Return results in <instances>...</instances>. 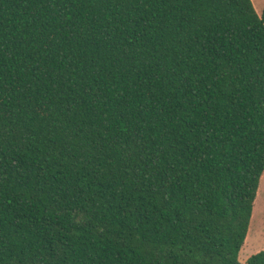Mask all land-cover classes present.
Returning a JSON list of instances; mask_svg holds the SVG:
<instances>
[{"label": "trees", "instance_id": "obj_1", "mask_svg": "<svg viewBox=\"0 0 264 264\" xmlns=\"http://www.w3.org/2000/svg\"><path fill=\"white\" fill-rule=\"evenodd\" d=\"M263 175L252 0H0V264H264Z\"/></svg>", "mask_w": 264, "mask_h": 264}, {"label": "rangeland", "instance_id": "obj_2", "mask_svg": "<svg viewBox=\"0 0 264 264\" xmlns=\"http://www.w3.org/2000/svg\"><path fill=\"white\" fill-rule=\"evenodd\" d=\"M262 200H264V177L262 178L259 195L255 203V210L252 219V239H250L248 243H245L239 255V259L242 263H246L250 257L257 254V251L260 249V251H262V247H264V208H262ZM257 242H261V244L257 245Z\"/></svg>", "mask_w": 264, "mask_h": 264}, {"label": "crops", "instance_id": "obj_3", "mask_svg": "<svg viewBox=\"0 0 264 264\" xmlns=\"http://www.w3.org/2000/svg\"><path fill=\"white\" fill-rule=\"evenodd\" d=\"M253 1V4H254V6H255V8H256V10H257V12H258V14H262V12H263V10H264V0H252ZM263 177H264V175H263ZM262 177V178H263ZM262 181V180H261ZM261 185V184H260ZM259 190H260V188H259ZM258 195H259V192H258ZM258 198V197H257ZM255 210V209H254ZM254 215V214H253ZM251 227H250V231H249V234H248V237H247V241H246V243H248L249 241H250V239H252V237H251V235H252V232H253V224H252V222H251ZM257 245H258V242H257ZM262 249L264 250V247H262ZM261 250V249H260ZM260 250L259 251H257V252H260Z\"/></svg>", "mask_w": 264, "mask_h": 264}, {"label": "snow or ice", "instance_id": "obj_4", "mask_svg": "<svg viewBox=\"0 0 264 264\" xmlns=\"http://www.w3.org/2000/svg\"><path fill=\"white\" fill-rule=\"evenodd\" d=\"M262 208H264V200H262Z\"/></svg>", "mask_w": 264, "mask_h": 264}, {"label": "bare ground", "instance_id": "obj_5", "mask_svg": "<svg viewBox=\"0 0 264 264\" xmlns=\"http://www.w3.org/2000/svg\"><path fill=\"white\" fill-rule=\"evenodd\" d=\"M254 244V243H253ZM258 244H261V242H258ZM257 249V248H256Z\"/></svg>", "mask_w": 264, "mask_h": 264}]
</instances>
